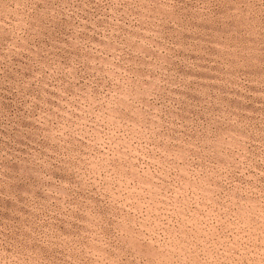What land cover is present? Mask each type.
Here are the masks:
<instances>
[{"label":"rangeland","instance_id":"374dc122","mask_svg":"<svg viewBox=\"0 0 264 264\" xmlns=\"http://www.w3.org/2000/svg\"><path fill=\"white\" fill-rule=\"evenodd\" d=\"M0 264H264V0H0Z\"/></svg>","mask_w":264,"mask_h":264}]
</instances>
